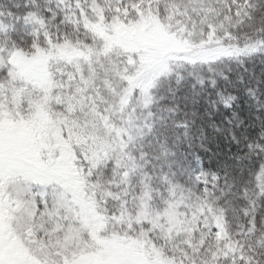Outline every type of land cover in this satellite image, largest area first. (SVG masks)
Masks as SVG:
<instances>
[{"label":"snow or ice","instance_id":"snow-or-ice-1","mask_svg":"<svg viewBox=\"0 0 264 264\" xmlns=\"http://www.w3.org/2000/svg\"><path fill=\"white\" fill-rule=\"evenodd\" d=\"M0 264H264V0H0Z\"/></svg>","mask_w":264,"mask_h":264}]
</instances>
